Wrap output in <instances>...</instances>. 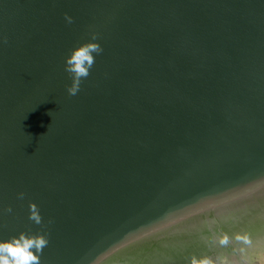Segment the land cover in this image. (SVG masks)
<instances>
[{"label": "water", "instance_id": "water-1", "mask_svg": "<svg viewBox=\"0 0 264 264\" xmlns=\"http://www.w3.org/2000/svg\"><path fill=\"white\" fill-rule=\"evenodd\" d=\"M21 235L39 264H264V0H0V241Z\"/></svg>", "mask_w": 264, "mask_h": 264}, {"label": "clouds", "instance_id": "clouds-1", "mask_svg": "<svg viewBox=\"0 0 264 264\" xmlns=\"http://www.w3.org/2000/svg\"><path fill=\"white\" fill-rule=\"evenodd\" d=\"M66 19H71L66 15ZM101 46L93 43L89 46H81L73 50L67 58V71L73 74V83L67 89L69 95H75L80 87L81 78L87 77L88 70L94 63L91 53H100ZM22 195V194H21ZM33 209L35 206H32ZM8 211H11L9 208ZM39 222V216L35 212L30 216ZM48 240L43 236L30 237L21 235L11 241H0V264H39V253L47 245Z\"/></svg>", "mask_w": 264, "mask_h": 264}]
</instances>
